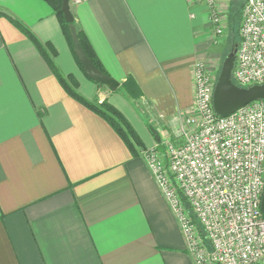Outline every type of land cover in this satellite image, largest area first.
I'll return each mask as SVG.
<instances>
[{"label": "crops", "instance_id": "crops-1", "mask_svg": "<svg viewBox=\"0 0 264 264\" xmlns=\"http://www.w3.org/2000/svg\"><path fill=\"white\" fill-rule=\"evenodd\" d=\"M216 2L224 35L229 0ZM69 4L106 75L119 88L130 81L135 96L85 76L46 1L0 0V264H193L139 149L180 140L176 116L194 111V64L216 73L225 37L205 3ZM29 34L82 98L114 106L143 147L130 151L64 90Z\"/></svg>", "mask_w": 264, "mask_h": 264}, {"label": "built area", "instance_id": "built-area-1", "mask_svg": "<svg viewBox=\"0 0 264 264\" xmlns=\"http://www.w3.org/2000/svg\"><path fill=\"white\" fill-rule=\"evenodd\" d=\"M78 2L80 0H74ZM205 3L215 33L224 19ZM232 70L240 87L264 84V0H245ZM193 67L192 114L177 115L175 137L139 149L179 226L193 264H264V100L228 116L212 105L216 75Z\"/></svg>", "mask_w": 264, "mask_h": 264}, {"label": "water", "instance_id": "water-1", "mask_svg": "<svg viewBox=\"0 0 264 264\" xmlns=\"http://www.w3.org/2000/svg\"><path fill=\"white\" fill-rule=\"evenodd\" d=\"M70 0H61V13L69 28L70 38L73 45V50L78 61L80 62L84 73L92 81L109 88L114 91L119 87V83L112 77L106 75L98 69L86 55L77 38V31L74 24L73 14L70 12ZM235 51H230L224 56L216 81L212 96V105L215 113L219 116H228L254 100H264V84L252 85L249 87H240L233 83L232 70L235 61ZM264 184V183H263ZM260 208L264 216V189L262 192ZM257 264V263H256Z\"/></svg>", "mask_w": 264, "mask_h": 264}, {"label": "trees", "instance_id": "trees-1", "mask_svg": "<svg viewBox=\"0 0 264 264\" xmlns=\"http://www.w3.org/2000/svg\"><path fill=\"white\" fill-rule=\"evenodd\" d=\"M46 1L51 8L54 11L55 16L58 19V22L60 23L59 26H61L63 34L70 46V50H73V45L71 42V38H70V33H69V28L67 26L68 23H66V21L64 20L63 17V13H61V0H44ZM234 3V0H229V5L230 6V11L228 14V22H227V27L228 30H230V37L228 40V44L226 43V45L232 46V44L235 43V45L239 43V33H238V29H239V23H237V12L234 11V6H232ZM234 12V13H233ZM22 31L26 32L25 29L23 27H19ZM77 38L79 39V42L82 46V50H84V52L86 53V55L89 57V59L91 60V63H93L98 69H100L101 71L104 72V70L101 67V64L98 63V60L96 59V57L94 56V54L92 53L91 50H89V46L88 44L84 41V39L80 38V35L77 34ZM29 40L32 41V43L34 44V46L39 50L40 53H42V55L44 56V58L47 61V65L50 67V69L52 70V72L56 75L55 77H57V79L59 80V82L62 84V86L64 87L63 89L66 90L68 93H70L76 100H78V102H81L84 106H86L88 109H90L91 111L95 112V114H98L100 117H102L103 119H105L108 123L109 126H112L117 133L122 137V139H124L125 143L127 144L128 148L130 149V151H132L133 153H136V148L137 146L139 147H143L142 142L139 140V138L137 137L138 135L136 134V132L134 131V129L131 127V125H129L128 121L125 119V117L119 113V111L112 106L108 101L102 100L100 103H95L92 101H88L85 98H82L74 89L76 87V81L73 77L71 76H66V78L61 77L60 73L58 72V69L55 65H53V61L47 56L46 52H44V49L42 48V46L39 44V42L37 40L34 39V37L32 35L29 34ZM234 47V45H233ZM50 52H52L51 54H53V50L51 47H48ZM232 50V47L229 49V51ZM228 51V52H229ZM227 52V53H228ZM75 60H76V64H78V66L82 69V66L80 64V62L78 61L74 51H72ZM226 53V54H227ZM83 70V69H82ZM105 73V72H104ZM91 80V79H90ZM96 83V82H95ZM99 86H103L101 84L96 83ZM131 82L130 81H125L121 87L123 89V92L126 96L130 97V98H134V91L131 90ZM119 89V87L117 88ZM116 89V90H117Z\"/></svg>", "mask_w": 264, "mask_h": 264}, {"label": "rangeland", "instance_id": "rangeland-1", "mask_svg": "<svg viewBox=\"0 0 264 264\" xmlns=\"http://www.w3.org/2000/svg\"><path fill=\"white\" fill-rule=\"evenodd\" d=\"M244 3H245V0H234V3H233V5L232 6H234V11H236L237 12V17H236V19H237V23H239L240 22V20H241V11H242V8H243V6L242 5H244ZM229 11H230V7H229ZM234 13V12H233ZM229 14V13H228ZM230 30H228V29H225L224 31H223V33H224V35L223 34H220V36H222L223 35V38L225 39V43H227L228 44V38L230 37V32H229ZM222 38V39H223ZM224 43V44H225ZM233 45H234V47H233ZM232 47V50L231 51H233L235 48H237V44L235 45V43L234 44H232V46H229V45H225V47L223 48V51H222V54H221V57H219L220 58V60H219V63H218V67H217V69L215 70L216 71V73H215V75H216V78H217V75H218V73H219V71L218 70H220V67H221V63H222V61H223V57L224 56H226V53L229 51V49ZM230 52V51H229ZM208 67V66H207ZM210 70V69H209ZM93 84H95V83H93ZM114 93H119L121 96H123V97H125V99H127V96H124V93H123V91H122V88H119V89H117V90H114L113 91ZM95 103H97V102H95ZM163 138H165V137H167V136H162ZM168 138H169V136H168Z\"/></svg>", "mask_w": 264, "mask_h": 264}]
</instances>
